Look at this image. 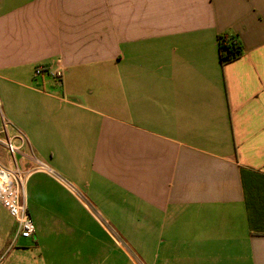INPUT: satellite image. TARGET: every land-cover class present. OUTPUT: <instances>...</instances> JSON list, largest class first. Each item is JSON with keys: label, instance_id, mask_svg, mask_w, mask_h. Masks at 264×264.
Segmentation results:
<instances>
[{"label": "crops", "instance_id": "crops-1", "mask_svg": "<svg viewBox=\"0 0 264 264\" xmlns=\"http://www.w3.org/2000/svg\"><path fill=\"white\" fill-rule=\"evenodd\" d=\"M0 108L53 171L0 264H264V0H0Z\"/></svg>", "mask_w": 264, "mask_h": 264}, {"label": "built area", "instance_id": "built-area-1", "mask_svg": "<svg viewBox=\"0 0 264 264\" xmlns=\"http://www.w3.org/2000/svg\"><path fill=\"white\" fill-rule=\"evenodd\" d=\"M48 74L61 80L62 71L52 72L49 67L39 65L35 76ZM0 145L9 156L10 165L0 161V204L12 217L15 223L13 235L7 245L4 256L18 245L21 239L34 235L35 227L30 217L25 198V187L28 175L33 171L53 172L50 167L37 158L26 134L15 127L3 115L0 108ZM22 159L31 162L30 168L21 165Z\"/></svg>", "mask_w": 264, "mask_h": 264}, {"label": "trees", "instance_id": "trees-1", "mask_svg": "<svg viewBox=\"0 0 264 264\" xmlns=\"http://www.w3.org/2000/svg\"><path fill=\"white\" fill-rule=\"evenodd\" d=\"M218 45L222 65L237 59L242 54L238 41L232 37H219Z\"/></svg>", "mask_w": 264, "mask_h": 264}, {"label": "rangeland", "instance_id": "rangeland-1", "mask_svg": "<svg viewBox=\"0 0 264 264\" xmlns=\"http://www.w3.org/2000/svg\"><path fill=\"white\" fill-rule=\"evenodd\" d=\"M13 223H14V220L12 219V217L0 205V244L1 243L5 244V241L9 237L10 233H11V236L13 235V230H14V227H15V223H14V227H13ZM18 250H21V248L15 246L11 250V252H13V251L15 252V251H18ZM11 252H10V254H11ZM26 262H28V261H26ZM5 263H6V259L1 264H5Z\"/></svg>", "mask_w": 264, "mask_h": 264}]
</instances>
